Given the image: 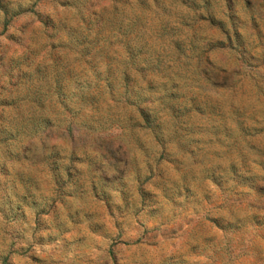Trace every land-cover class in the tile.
Returning <instances> with one entry per match:
<instances>
[{"label": "rangeland", "instance_id": "rangeland-1", "mask_svg": "<svg viewBox=\"0 0 264 264\" xmlns=\"http://www.w3.org/2000/svg\"><path fill=\"white\" fill-rule=\"evenodd\" d=\"M0 264H264V0H0Z\"/></svg>", "mask_w": 264, "mask_h": 264}]
</instances>
